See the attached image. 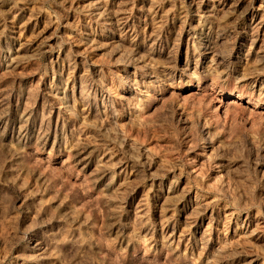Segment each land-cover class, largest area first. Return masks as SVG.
I'll return each mask as SVG.
<instances>
[{
	"label": "rangeland",
	"instance_id": "374dc122",
	"mask_svg": "<svg viewBox=\"0 0 264 264\" xmlns=\"http://www.w3.org/2000/svg\"><path fill=\"white\" fill-rule=\"evenodd\" d=\"M0 264H264V0H0Z\"/></svg>",
	"mask_w": 264,
	"mask_h": 264
},
{
	"label": "bare ground",
	"instance_id": "6f19581e",
	"mask_svg": "<svg viewBox=\"0 0 264 264\" xmlns=\"http://www.w3.org/2000/svg\"><path fill=\"white\" fill-rule=\"evenodd\" d=\"M220 105V104H219ZM218 106V105H217ZM218 108H219V106H218ZM219 111V110H218ZM219 114V113H218ZM24 121V120H23ZM21 137V136H20ZM8 146V145H7ZM26 246V245H25ZM24 247V246H23ZM27 247V246H26Z\"/></svg>",
	"mask_w": 264,
	"mask_h": 264
}]
</instances>
